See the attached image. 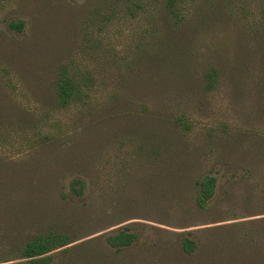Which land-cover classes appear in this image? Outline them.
<instances>
[{
	"label": "rangeland",
	"instance_id": "1",
	"mask_svg": "<svg viewBox=\"0 0 264 264\" xmlns=\"http://www.w3.org/2000/svg\"><path fill=\"white\" fill-rule=\"evenodd\" d=\"M142 3L0 0V251L59 232L52 264H264L228 236L264 218V0H183L173 27ZM59 75L91 77L81 103L54 106Z\"/></svg>",
	"mask_w": 264,
	"mask_h": 264
},
{
	"label": "trees",
	"instance_id": "2",
	"mask_svg": "<svg viewBox=\"0 0 264 264\" xmlns=\"http://www.w3.org/2000/svg\"><path fill=\"white\" fill-rule=\"evenodd\" d=\"M124 4V12L129 16H134L138 10L142 9L143 0H122ZM128 3V4H125ZM183 0H163L162 11L166 15V21L172 23V27L178 25L182 19ZM105 22H109L110 17H103ZM264 20V17H263ZM11 28L16 29L15 25ZM93 80L89 75L81 76H66L59 75L55 82L54 92V106L57 109L66 108L70 104L81 103L85 97V88L91 85ZM200 88L204 92L215 90L218 87V78L214 69L210 68L203 72L200 77ZM172 123L181 126L183 131H188L190 124L187 123L183 117L175 118ZM153 156L158 155L156 149H152ZM141 153V151H140ZM215 179L210 176H204L198 182V191L195 192L194 201L200 208H204V202L211 197L213 192ZM197 185V181H195ZM78 183L74 182L71 186V192L77 194ZM230 239L239 240L238 242H247L249 240L264 241V218L257 220L241 221L228 231ZM193 240L182 238L181 249L190 253L193 249L200 250L201 241L199 237L193 236ZM253 238V239H252ZM132 240V235L120 230L116 234L107 238L109 246L120 250L126 247ZM242 240V241H240ZM70 243L69 238L63 233L49 232L42 235H37L19 243L18 247L9 251L1 250L0 263L7 264L10 261H15L8 264H52V254L55 250L65 247ZM0 255V256H1Z\"/></svg>",
	"mask_w": 264,
	"mask_h": 264
}]
</instances>
